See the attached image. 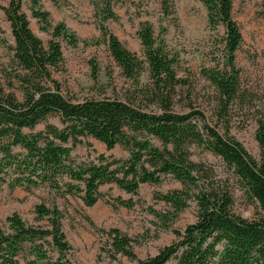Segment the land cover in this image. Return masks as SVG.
<instances>
[{"label": "trees", "instance_id": "obj_1", "mask_svg": "<svg viewBox=\"0 0 264 264\" xmlns=\"http://www.w3.org/2000/svg\"><path fill=\"white\" fill-rule=\"evenodd\" d=\"M30 1L32 17L47 22L49 14L37 8L39 0ZM198 1L206 7L208 21L223 27L222 51L227 62L220 71L207 73L220 94L223 109L238 88L234 56L241 33L232 17V0ZM101 12L103 21L114 18L108 4ZM3 13L19 70L13 77L20 84L22 96L18 99L12 91L4 90L0 67V189L3 185L27 188L39 184L58 189L65 179L61 184L64 191L80 194L83 204L89 207L98 200V188L103 184L111 183L127 194H136L140 184L158 183L161 175L170 174L183 190L162 198L179 211L192 197L189 188L197 185L202 171L191 159L190 149L202 147L231 169L239 189L253 205V214L247 218L235 214L233 195L227 187L210 185L193 195L197 207L193 223L182 232L176 231L177 239L157 253L136 258L130 239L116 229L110 230L112 248L135 259L136 264H264V114L255 129L259 149L255 159L237 140L209 124L200 110H174L173 95L180 79L175 77L172 60L146 24L136 32L148 76V82L139 85L142 61L100 23L111 57L123 75L134 82V99L72 101L61 93L52 71L62 60L59 39L73 44L77 41L74 34L57 23L51 27L50 39L44 45L30 29L20 0H8ZM139 96L145 104L136 101ZM48 116H56L60 126L46 122ZM40 123H44L42 130L24 131L33 130ZM86 136L107 149L119 146L127 156L108 160L99 155L97 163L74 169L67 162L69 153L79 138ZM113 204L129 207L132 203L131 199L117 198ZM34 212L38 219L46 221L45 225L28 224L16 212L5 218L7 228L0 227V264H43L49 258L48 251L59 255L68 250L60 210L37 204ZM43 245L47 247L44 249Z\"/></svg>", "mask_w": 264, "mask_h": 264}, {"label": "rangeland", "instance_id": "obj_2", "mask_svg": "<svg viewBox=\"0 0 264 264\" xmlns=\"http://www.w3.org/2000/svg\"><path fill=\"white\" fill-rule=\"evenodd\" d=\"M20 2L30 29L44 45L50 39L51 27L57 23L64 24L76 37L73 44L59 39L62 60L52 71L66 98L72 101L102 97L134 99V82L123 75L111 57L100 32V23L142 61L139 85L146 84L148 76L136 32L141 25H150L156 42L172 60L175 77L180 79L173 95V109L178 112H187L190 108L200 110L209 124L221 134L233 137L251 157L258 159L255 129L264 114V0H232V17L241 33L234 56L238 88L235 97L223 109L220 94L207 78V73L220 71L227 62L222 51L223 27L208 21L207 9L200 1L39 0L37 8L49 14L45 23L32 17L30 0ZM7 3L8 0H0L2 81L5 91H12L21 99L20 84L13 77L19 71L13 59L14 42L3 13ZM105 4L114 18L103 21L100 13ZM136 101L145 104L140 96ZM46 122L60 126L56 116H48ZM43 127L44 123H40L33 130L26 128L24 131L37 132ZM190 150L191 159L202 171L197 176V185L189 188L192 197L185 200L186 205L179 211L162 198L183 190L181 183L170 174L161 175L158 183L140 184L136 194H127L111 183L103 184L98 188V200L89 207L83 204L80 194L64 191L63 179L58 189L47 184L27 188L3 185L0 189V227L7 228L5 218L13 212L28 224L45 225V220L37 218L35 205L57 207L62 213V230L69 248L59 255L48 251L49 258L43 260V264H136L135 259L114 251L110 230L116 229L130 239L136 258L151 256L175 241L176 231L182 232L187 224L193 223L197 213L193 195L206 186L227 187L234 199L232 211L250 217L253 205L239 189L231 169L202 147L192 146ZM99 155L109 160L125 158L127 153L119 146L107 149L95 138L86 136L73 146L67 162L77 169L90 162L97 163ZM117 198L131 199L132 204L129 207L113 204ZM46 247L43 245L44 249Z\"/></svg>", "mask_w": 264, "mask_h": 264}]
</instances>
